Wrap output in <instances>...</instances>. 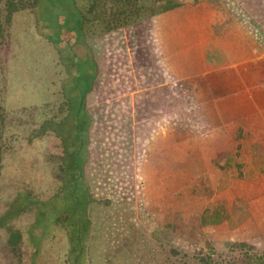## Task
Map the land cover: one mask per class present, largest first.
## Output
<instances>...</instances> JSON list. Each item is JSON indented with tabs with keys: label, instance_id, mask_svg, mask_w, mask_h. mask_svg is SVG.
Here are the masks:
<instances>
[{
	"label": "rangeland",
	"instance_id": "1",
	"mask_svg": "<svg viewBox=\"0 0 264 264\" xmlns=\"http://www.w3.org/2000/svg\"><path fill=\"white\" fill-rule=\"evenodd\" d=\"M115 2L120 5L116 6L119 19L126 13L132 18L139 15V6L148 10L155 5V0H35L33 11H16L7 22L5 0H0V214L10 204H14L15 214L21 201H38L37 209L50 224L68 200L61 189L65 169L60 166L61 148L54 132L66 136L65 125L74 118L78 123L74 135L84 140L89 117L83 172L94 198L88 264H221L218 250L213 251V258H206V248L196 247V242L192 246L194 240L186 244L182 237L174 247L177 239L156 227L149 215L145 217L150 211L146 210L149 202L140 177V156L129 152L132 136L138 145L141 138L136 136L143 129L132 108L133 100L138 99L136 78L128 72L131 65L137 70L140 63L128 57L129 36L125 45L107 42L112 22V6L107 4ZM78 4L88 14L86 21H92L89 32L100 36L87 35ZM147 28L140 35L139 28L132 27L136 46L143 42L141 36ZM68 102L73 107L69 113ZM83 104L86 111H82ZM74 151L76 157L82 156L83 145L78 144ZM76 161L81 162L82 157ZM77 177L75 174L66 182L68 187L77 184ZM33 220V211L14 219V230L20 231L21 239L13 249L8 231L0 227V264H69L63 228L51 237L44 234L40 253L35 255L28 227H38L40 221L32 224ZM231 259L234 263V254Z\"/></svg>",
	"mask_w": 264,
	"mask_h": 264
},
{
	"label": "crops",
	"instance_id": "2",
	"mask_svg": "<svg viewBox=\"0 0 264 264\" xmlns=\"http://www.w3.org/2000/svg\"><path fill=\"white\" fill-rule=\"evenodd\" d=\"M257 2L155 0L120 19V5L107 4V42L125 45L129 36L128 57L140 63L128 72L143 129L129 152L140 156L145 217L177 239L174 247L182 237L206 248V258L218 250L221 264H264V6H251ZM78 6L88 35L92 21ZM134 26L140 35L148 27L139 46Z\"/></svg>",
	"mask_w": 264,
	"mask_h": 264
},
{
	"label": "trees",
	"instance_id": "3",
	"mask_svg": "<svg viewBox=\"0 0 264 264\" xmlns=\"http://www.w3.org/2000/svg\"><path fill=\"white\" fill-rule=\"evenodd\" d=\"M34 4H35V0H5L6 21L9 22L12 14L16 11L24 10V9H30L31 11H33ZM128 14L130 16V13ZM131 15L133 14L131 13ZM68 105H69L68 107V113H69L73 110V107L69 104V102ZM54 119L51 120L53 123L56 122ZM90 121L91 120L88 117L84 140L79 139L76 136V134L74 135V133H76L74 132V130L78 128L77 120L74 118L68 121V123L65 125V129H67V131L65 130L66 133L64 135H66V137L64 136L61 137L58 133L54 132L55 136H57L59 140L60 143L59 147L61 148L59 150L61 156L60 166L63 165V167L61 168L65 169L64 176L63 177L61 176L60 178L61 182L63 183L61 185V189L62 190L65 189L68 195L67 196L68 200H66V203L60 209L61 212L54 219H51L50 224H46L44 222L42 218L43 216L39 212L40 210L37 209L38 206L36 207V202L38 201H34L33 204L21 201L22 206L20 205L18 210L15 211V214L13 212L14 204H10V206H7L6 210H4L2 214H0V227H3L8 231L7 240L10 246L12 247V249L15 248L17 244H19L18 242L21 239L20 231L17 232L14 230V219L17 216L18 217L22 216V214H25L26 212L33 211L34 220L32 224L35 223L37 220L40 221L39 222L40 224L38 225L36 224L38 227H33V228L31 227V229L30 227H28L29 228L28 241L36 246L34 250L35 255H38L40 253L39 245L41 244V241L45 238L44 234H46L47 236L49 235L48 237H51L56 232H58L60 228H63L65 229L66 232L65 237L67 239V244H68L67 259L69 261V264H88L89 256H87V251L89 249V245L87 242L88 240L90 241L92 228H93V219L91 213H92V204L94 198L91 194L89 185L87 184V182L83 177V172H84V164L88 158L87 140H88V128ZM67 141H69V143ZM78 144L83 145L82 156L81 154L79 156L82 157L81 162L76 161V159L79 157L78 156L76 157L74 151L75 148L78 146ZM74 172L76 175H78L77 179L78 178L79 179L77 181V184H73V187H68L66 182L67 181L69 182L72 179V176L75 175ZM81 178H82L81 184H78ZM27 194L29 196H33L39 199V196L31 194V192L29 191L27 192ZM76 194L77 196L81 194L83 196L82 200L80 198H77L75 196ZM39 218H41V220ZM41 228L42 231L34 233L33 229L41 230ZM35 235H37L36 238Z\"/></svg>",
	"mask_w": 264,
	"mask_h": 264
},
{
	"label": "flooded vegetation",
	"instance_id": "4",
	"mask_svg": "<svg viewBox=\"0 0 264 264\" xmlns=\"http://www.w3.org/2000/svg\"><path fill=\"white\" fill-rule=\"evenodd\" d=\"M85 97H86V95H85ZM85 97H84V99H85ZM84 99H83V103H84ZM84 105L85 104L82 105V111H86L85 108H84ZM64 137H66V136H64Z\"/></svg>",
	"mask_w": 264,
	"mask_h": 264
}]
</instances>
